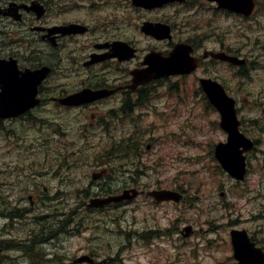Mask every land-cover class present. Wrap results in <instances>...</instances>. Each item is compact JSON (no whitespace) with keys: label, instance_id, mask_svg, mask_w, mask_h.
Masks as SVG:
<instances>
[{"label":"rangeland","instance_id":"rangeland-1","mask_svg":"<svg viewBox=\"0 0 264 264\" xmlns=\"http://www.w3.org/2000/svg\"><path fill=\"white\" fill-rule=\"evenodd\" d=\"M150 17H153V15L145 13L142 17L135 18V22L141 23L144 18ZM214 21V23L209 24L210 28L215 27V31L209 29L210 37L208 31L198 30L203 33V38H206L205 43L208 46H214L211 47V50L213 48L218 49L217 46L224 42L226 46L228 45V47L235 49L239 54L254 61L257 53L258 38L263 37L262 39L264 40V15L261 14V11L256 12L242 26L233 23L234 21L232 22L231 19L222 17H216ZM121 33L127 36L135 34L130 32V30ZM193 33L184 31V33H180L181 39H195ZM213 35L216 37H213ZM137 37L144 38L142 40L144 46L152 42V40L141 34H137ZM208 37L209 39L207 40ZM219 37L225 40L221 41ZM220 74L222 75V72ZM229 76L234 81H230V78L228 79L224 76L223 78H225L227 84L234 87L232 88L234 92L240 95L238 104L241 117L247 122L245 130L251 135L264 137L263 77L259 73L256 74L255 70L245 77L232 72H229ZM236 88H238L240 94ZM200 103L205 107L201 96ZM201 105L195 106L194 113L188 112V108L185 105L182 106L179 114L173 115L169 113L166 115V127L164 126L165 120H159L157 116L149 115V120L162 128L165 127L156 131L157 136L166 132V138L171 143L179 141L180 144L169 145L170 143H168V145L160 146V144H163L160 142L150 154H145L144 159L149 160V163H157V158L163 157L165 152L172 154L181 153L182 158L174 162L171 167L160 170V173H147L141 176V181H151V184H154L155 181H160L162 183L161 186L172 188L176 187L174 182L182 181L186 184L187 179L191 178L196 183L193 188H197L198 185L201 188V197L204 198L199 203L201 209L191 207L181 213L179 210L175 211L173 206L167 207L168 205H163L166 207L151 210V206L140 198L135 203L140 208L135 211L132 209L133 205H130L125 213H122L124 209H110L97 215L88 216L87 218L92 220L98 219L100 227H96L95 225L97 224L93 221V231L89 229L82 235L78 234L61 238L58 244L59 251H56V255L51 257L52 259L48 264H79L74 260L77 258L76 256L79 257L83 254H92L99 261L97 264L231 263L232 260L229 258L231 251L228 243L230 229L241 228L243 219L249 218L245 205L248 200L242 199L243 189L241 184L239 185L227 175H218L220 182L213 180L214 172L206 166L211 161L208 160L210 157L209 144L225 141L227 134L218 124L220 121L218 112L214 111V113L212 110L201 112ZM40 111L41 109H39L38 113ZM48 111L40 116L53 119L57 123L62 122L67 131L68 135L66 138L69 143L72 145L74 140L79 144L76 148L70 149L62 144L61 147H57L56 145L59 143H54L48 150L46 142L54 135L53 128L46 129L44 127L40 129L34 124L31 125L29 122L26 124L20 120L6 121L12 133L8 136L0 135V201L3 203L10 202L13 205L18 203L19 200L24 199L22 195L26 193L27 182L35 175L41 180L40 187L35 190L34 194L31 191V189L34 190V185L26 193L27 198L24 203L26 206H29L28 198L30 195L37 201V205L33 212L28 215L29 217L49 211V206L42 202L40 194L45 192L53 194L54 187L62 179L53 178L52 171L57 169L61 163L70 162L71 164L70 168L63 170L66 179V183L63 186L69 194V201L71 202L65 206V210L80 204V190L87 188V186L90 187L92 174L100 172L104 168L100 164L95 165L96 161L100 158L103 159L101 156L103 153L100 152L99 146L100 138L96 136L92 144L87 145L91 146L90 148L86 149L87 146L83 145L86 143V137L80 134V127L84 126L83 123H86L87 115L83 113L76 114L77 111L64 112L62 114H58L56 110L48 109ZM250 119H255L256 122H250ZM22 130L24 137H28L27 144H30L33 139L39 144L29 154L20 153V147L15 139V135H18ZM184 140L187 142L185 143ZM204 144L206 146H203ZM263 151L264 145L260 146L259 157H255L254 153L251 156L255 169L254 175L250 177L252 182L264 175ZM200 152L204 153L205 157L195 160L194 158ZM152 155L155 156L150 159ZM54 157L57 158L54 159ZM193 170L198 171L193 174ZM30 174L33 176H30ZM100 176L101 174H98V177ZM118 182L115 181L114 184ZM125 182L133 183L131 178H125L122 184ZM252 182L250 183L252 184ZM97 183L99 184L100 180ZM180 186L184 189L191 188L190 182L185 186L183 184H180ZM256 186L261 187L262 184L260 183L259 185L256 182ZM93 190H97V186H94ZM220 191L225 192L223 198L228 202L222 201L219 196ZM94 196L96 194L91 197ZM4 198L6 199L3 200ZM88 198L83 197L84 203L87 202ZM229 202L233 203V205H229ZM248 206L250 207V204ZM129 208L131 209L129 210ZM202 208L204 210L210 208L211 211L209 213L203 212ZM84 209L82 207V210ZM89 213L92 214V212ZM156 222L163 229H171L170 236L156 238L150 245L146 246L143 243V239L136 232L139 230L142 232L149 227H153ZM29 225L23 224L21 229L15 233L17 235L25 234L26 230L29 229ZM189 225L197 231L196 234L192 232L187 236L185 232H182ZM207 243H209V246H207ZM47 247L52 249L50 245Z\"/></svg>","mask_w":264,"mask_h":264},{"label":"flooded vegetation","instance_id":"flooded-vegetation-1","mask_svg":"<svg viewBox=\"0 0 264 264\" xmlns=\"http://www.w3.org/2000/svg\"><path fill=\"white\" fill-rule=\"evenodd\" d=\"M215 5L208 0H173L149 7L140 6L135 0H0V59L16 60L22 70L50 66L52 72L47 86L42 91L44 99L62 98L85 87L113 90L109 96L89 105L68 107L74 110L94 108L96 113H93L95 116H92V120L98 119L102 122L100 129H110L121 122L118 117L120 114L159 112L163 102L157 101L156 98L162 97L164 92L157 88L167 84L171 78L185 82V78L196 75L197 78L214 76L222 80L220 72L234 68L227 62L217 65L215 62L219 61L208 56L216 51L231 52V48L224 42L217 46L218 49L211 50L214 46H208L202 38L199 43H196V39L190 38L188 40L194 47L193 54L201 60V67L197 71L186 76L164 77L137 90L131 89L132 72L144 66L148 54L155 51L166 57L175 46V43L167 39L159 40L145 34L142 31L143 24L147 21L169 23L173 28L176 42L182 40L176 39V34L184 31L194 32V36H202L203 33L198 30L203 29L210 35L209 24L214 23L216 19ZM256 10L264 15V0H256ZM218 11L224 19L234 15L227 10ZM145 13H150L153 17L144 18L141 23L135 22V18L142 17ZM68 26L71 28H65ZM126 30L135 34L127 36L121 33ZM136 30L137 34L149 38L152 42L144 46L142 42L144 38L137 37ZM262 38H258L256 71L264 78ZM119 40L126 41L129 49H133V53L131 50L126 54L122 53L120 58V49L112 44ZM53 102L59 103L57 100ZM1 127L7 129V124L3 123ZM70 167V162H65L52 171L53 178L62 179L54 187L53 194L66 192L63 186L66 183L63 170ZM32 174L30 176H33ZM40 182L38 176L32 177L27 182L26 192L34 185V190L31 191L35 193L40 187ZM248 182L247 178L245 191L250 189ZM101 184L100 188L105 191L107 188L103 186L105 183ZM245 197L251 200L247 193ZM258 205L259 207L255 204L251 211L253 227L245 228L256 247L261 248L264 253V222L258 220V216L264 218V209L258 213L264 206V199ZM35 206V203L32 206H22L27 211L25 218H10L5 213L0 219L3 248L0 264H48L51 257L56 255V251H59L58 244L61 238L82 235L88 229L86 220L83 219L38 218L37 215L29 217ZM57 209L59 215L66 213L61 208ZM81 213L82 211L78 210L76 215ZM23 224H30L29 229L25 234L17 235L15 232L20 230ZM152 230L161 232L162 228L157 223L154 228L146 229ZM48 245L52 249L47 247ZM84 256L92 258V255L84 254L76 256L75 262ZM230 264H233V261Z\"/></svg>","mask_w":264,"mask_h":264},{"label":"water","instance_id":"water-1","mask_svg":"<svg viewBox=\"0 0 264 264\" xmlns=\"http://www.w3.org/2000/svg\"><path fill=\"white\" fill-rule=\"evenodd\" d=\"M216 1H218L221 6L229 7L237 11H243L247 14L251 13L254 8L253 0H247L245 2H241V0ZM143 29L147 32L155 34L159 38L171 37L170 27L166 25L153 26L145 24ZM181 48L185 49L183 46H181ZM156 55L153 53L148 56L146 62L150 63V66L147 69L135 72L136 84L148 81L153 77V75H162L164 73V69L161 64H164V67L168 65L167 68L169 70L178 68V71H181L186 64L184 59L179 55L170 57L168 62L164 61V58L159 57V54ZM230 59L234 61V58ZM0 69H2V71H0V87L2 89L0 91L1 117H11L17 115L22 111L33 107L39 102V100L35 99V88L45 76L48 71L47 68L31 71V73L29 72L23 76H19L20 72L14 62L12 63L0 60ZM205 88L211 101L221 111V125L229 133L228 143L219 144L216 149V154L223 163L224 167L229 170L232 175H235L238 178H243L245 173V156L242 153L243 151L240 150V147L243 145L245 147L244 150H248L252 147L253 143L239 131L240 121L237 118L235 100L230 97L223 87L216 82L211 81L206 83ZM96 96L99 97L100 95L96 93L93 95L84 93L79 95L78 98L92 99ZM159 193L162 194V198H171L175 196V193H170L169 191H161ZM126 197H131L128 191L118 196L92 199L91 204L99 206L111 201L122 200ZM233 235L235 240L236 256L241 260L239 264H246V258L244 255L246 247L242 248L244 245L243 234L241 232H233Z\"/></svg>","mask_w":264,"mask_h":264},{"label":"trees","instance_id":"trees-1","mask_svg":"<svg viewBox=\"0 0 264 264\" xmlns=\"http://www.w3.org/2000/svg\"><path fill=\"white\" fill-rule=\"evenodd\" d=\"M137 140H133V138L130 137L129 142L127 144L120 143L118 145L119 147L118 152L123 153L125 155L131 154V153L136 154L140 149V143Z\"/></svg>","mask_w":264,"mask_h":264},{"label":"snow or ice","instance_id":"snow-or-ice-1","mask_svg":"<svg viewBox=\"0 0 264 264\" xmlns=\"http://www.w3.org/2000/svg\"><path fill=\"white\" fill-rule=\"evenodd\" d=\"M0 71H2V69H0Z\"/></svg>","mask_w":264,"mask_h":264}]
</instances>
